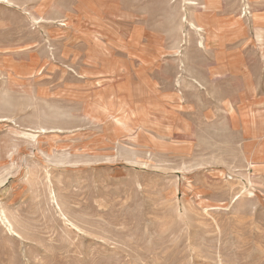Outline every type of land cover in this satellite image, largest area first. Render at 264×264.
Wrapping results in <instances>:
<instances>
[{
  "label": "rangeland",
  "instance_id": "obj_1",
  "mask_svg": "<svg viewBox=\"0 0 264 264\" xmlns=\"http://www.w3.org/2000/svg\"><path fill=\"white\" fill-rule=\"evenodd\" d=\"M0 264H264V0H0Z\"/></svg>",
  "mask_w": 264,
  "mask_h": 264
}]
</instances>
